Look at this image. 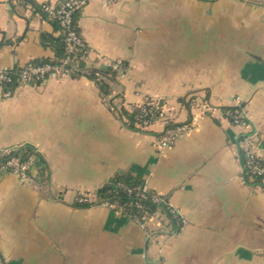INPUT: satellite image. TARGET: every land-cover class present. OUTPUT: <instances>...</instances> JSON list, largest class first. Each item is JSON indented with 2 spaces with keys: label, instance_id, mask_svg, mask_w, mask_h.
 <instances>
[{
  "label": "crops",
  "instance_id": "crops-1",
  "mask_svg": "<svg viewBox=\"0 0 264 264\" xmlns=\"http://www.w3.org/2000/svg\"><path fill=\"white\" fill-rule=\"evenodd\" d=\"M0 0V69L54 60L63 42L40 4ZM85 66L124 61L122 79L68 72L0 89V149L29 145L45 161L27 182L0 178V253L8 264H264V190L243 176L241 139L225 108L239 97L264 157V0H92L78 20ZM207 99L203 115L190 99ZM154 99L195 127L158 152L155 123L127 124V105ZM118 112V113H117ZM124 173L169 197L185 223L148 235L129 217L81 206ZM172 231V233H170Z\"/></svg>",
  "mask_w": 264,
  "mask_h": 264
},
{
  "label": "built area",
  "instance_id": "built-area-1",
  "mask_svg": "<svg viewBox=\"0 0 264 264\" xmlns=\"http://www.w3.org/2000/svg\"><path fill=\"white\" fill-rule=\"evenodd\" d=\"M92 0H58L48 1L40 4V11L45 14L48 19L57 23L64 35V41L71 52L78 51L85 47V41L76 31L74 27V16L76 13L81 12L82 9ZM111 1V0H109ZM69 60H64L61 65L42 64L36 65L32 61L20 66L19 69V84L27 85L35 81H45L51 76L61 77L68 73L65 65ZM113 71L123 77L126 73L128 65L124 61L118 60L108 64ZM12 69H0V89L4 91L5 96L11 94L10 91H5V84L11 82L12 78L10 72ZM49 75L48 78L46 76ZM34 83V82H33ZM191 107L198 109L203 115H214L216 108L210 104L207 99H198L196 96L190 99ZM243 106V108H241ZM236 110L225 111L226 118L232 125L248 129V134L241 139V163L243 167V176L246 179L254 181L256 186L264 190V157L259 153L258 144L255 143L258 138L256 127L251 123L245 111L244 105L239 97L234 100ZM128 113L133 115L132 122L137 131L146 132L157 122H163L164 128L162 132L156 137L155 147L158 152L162 153L164 150L171 148L176 143L188 134L195 125L192 122L178 123L173 116L154 99H146L144 102L132 106H127ZM130 120L127 119L129 125ZM18 147H7L0 149V178L3 175L13 174L16 175L21 182H27L32 173H36L40 168V157L36 154L30 156L27 160H23L18 155H13ZM9 156L7 159L5 157ZM260 178V182H255L256 178ZM121 191L132 195V200L127 202H120L119 200H111L100 198L97 192H79L76 195L75 201L78 205L82 206H103L114 213L129 217L131 220L140 225L145 231L151 232L148 228L150 219L158 214L165 215L168 222L161 221V233L168 232L169 228H173L174 224L182 226L185 223L183 216L179 210L176 209L170 202L169 197L161 195L155 191H151L145 185L138 187L129 186L127 184H120ZM117 194V193H116ZM142 200H150L153 204L158 205L157 210L150 212ZM164 207L168 214L162 212ZM174 221V222H173ZM158 235V234H154ZM0 264H8L6 258L0 253Z\"/></svg>",
  "mask_w": 264,
  "mask_h": 264
},
{
  "label": "trees",
  "instance_id": "trees-1",
  "mask_svg": "<svg viewBox=\"0 0 264 264\" xmlns=\"http://www.w3.org/2000/svg\"><path fill=\"white\" fill-rule=\"evenodd\" d=\"M80 13L81 12H78L74 16L73 25L76 28V31L80 34V36H82L79 25H78ZM55 24L58 27V29L61 31V34L63 36L62 37L63 42H61L58 46V54H57L58 57L55 58L54 60H46V59L33 60L32 63H34L36 65H42V64H46V63L51 64V65H61L64 60H69L68 64L65 65L66 71L73 73V74H85V75L89 76L90 78L96 80V82L98 83V85L100 86L102 91H104L105 93H108L107 84L105 82H103L101 79H99L98 76L102 75V74L103 75L108 74L111 76V78L115 79V78H117V73L115 71H113V69L111 67L99 68V69H88V68H86L85 60L88 58V52H89V47L86 44V42H85L86 45L84 48H82L78 51L71 52L68 49L66 42L64 41V35L62 33L61 28L59 27V25L57 23H55ZM1 45L2 44L0 43V46ZM19 69H21L20 66L12 69V71L10 72V76H11L12 80H11V82L5 84V91L12 92V90L14 88H16L17 86H20L19 81H18L19 80V75H18ZM48 77H49V75L46 76V78H48ZM33 82H31V84L41 83L40 81H37V82L33 81ZM241 108H243V106ZM227 110L234 111V110H236V108H234V107L225 108V111H227ZM127 115H128L129 120H130V123L128 126L130 128L136 129L134 127L133 122H132L133 115L128 113V112H127ZM34 154H36L40 157V164L44 165L45 161L42 159L41 155L36 151L35 148H33L29 145H21V147H19L18 150L15 153H13V155H18L23 160H27L30 156H32ZM8 157L9 156L5 157L4 159H7ZM0 161H1V159H0ZM255 182H260V178L257 177L255 179ZM141 183H142L141 181L134 180L130 176H127L124 173H120L114 179V181L112 182V185L110 187H104V188L98 190L97 194L99 195L100 198L111 199V200L115 199V200H119L120 202H127V201H131L133 196L122 192L119 185L120 184H127L129 186L138 187V186L142 185ZM151 191H153V190H151ZM141 203H144V205L147 207L148 210H150V212H154L158 208V205L153 204L150 200H142ZM161 208H162V212H164L165 214H168L167 210L164 207H161ZM168 216H169V218H171L169 214H168ZM180 229H181V226H177L174 224V226H173L174 232H178ZM170 233H172V231Z\"/></svg>",
  "mask_w": 264,
  "mask_h": 264
},
{
  "label": "rangeland",
  "instance_id": "rangeland-1",
  "mask_svg": "<svg viewBox=\"0 0 264 264\" xmlns=\"http://www.w3.org/2000/svg\"><path fill=\"white\" fill-rule=\"evenodd\" d=\"M128 70H129V66H128L127 69H126V73H127ZM126 73H125V75H126ZM125 75H124V76H125ZM119 76H120V75H117V79H122V78L124 77V76H123V77L119 78ZM115 79H116V78H115ZM145 100H146V99H145ZM138 104H140V103H138ZM132 105H136V104H131V105H127V106H132ZM244 108H245V107H244ZM164 110H165V109H164ZM165 111H166V110H165ZM117 113H118V112H117ZM80 192H85V191H80ZM78 193H79V192H78ZM86 193H87V192H86ZM94 193H95V192H94ZM76 195H77V193H76ZM154 218H157L158 221H159V219H160V220L162 219V220L164 221V223H165V222H166V223L168 222V219H167V218L165 217V215H163V214H161V215L158 214V215L155 216ZM150 222H152V219H150ZM150 222L148 223V228H149L150 231H151V228L149 227ZM145 232H146V231H145ZM147 234H148V235H154L155 233L151 231L150 233L147 232Z\"/></svg>",
  "mask_w": 264,
  "mask_h": 264
},
{
  "label": "water",
  "instance_id": "water-1",
  "mask_svg": "<svg viewBox=\"0 0 264 264\" xmlns=\"http://www.w3.org/2000/svg\"><path fill=\"white\" fill-rule=\"evenodd\" d=\"M105 187H110V184H106Z\"/></svg>",
  "mask_w": 264,
  "mask_h": 264
}]
</instances>
